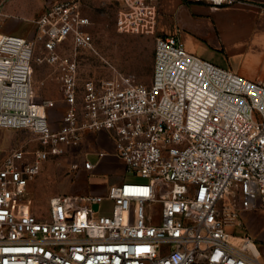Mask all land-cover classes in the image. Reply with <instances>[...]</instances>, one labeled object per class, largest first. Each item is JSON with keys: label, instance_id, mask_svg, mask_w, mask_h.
Segmentation results:
<instances>
[{"label": "built area", "instance_id": "1", "mask_svg": "<svg viewBox=\"0 0 264 264\" xmlns=\"http://www.w3.org/2000/svg\"><path fill=\"white\" fill-rule=\"evenodd\" d=\"M120 1L119 31L155 33L159 0ZM90 23L79 0H62L36 20L34 40L0 32V127L30 132L39 146L12 148L0 167V264H264L254 238L231 229L243 212L264 208V80L201 58L170 34L156 38L149 85L119 71L81 83ZM35 64L52 68L63 95L58 126L57 101L39 98ZM100 131L146 181L54 194L46 215L34 212L28 187L44 164Z\"/></svg>", "mask_w": 264, "mask_h": 264}, {"label": "rangeland", "instance_id": "2", "mask_svg": "<svg viewBox=\"0 0 264 264\" xmlns=\"http://www.w3.org/2000/svg\"><path fill=\"white\" fill-rule=\"evenodd\" d=\"M8 1L10 0L6 2ZM48 1L41 0L44 4ZM79 1L82 11L84 10L92 19V24L87 30L94 38V49H84L78 53L81 83L88 79H110L116 71H119L133 78L138 84L149 85L153 77L156 38L176 33L178 30L188 33L186 46L195 45L196 55L222 66L234 67L230 65V62L236 64V61L241 58L244 52L241 29L242 13L233 9L236 5L233 8L225 9L224 7L232 5L225 3L221 6L211 7L213 3L210 0L195 1L204 2L206 6L193 4V0H165L163 6L164 0H159L155 33L132 34L121 32L117 28V16L122 8L120 0ZM235 1L240 0H234V3H236ZM184 6H192V13L188 9L183 10ZM42 14L19 22L13 19L12 16L7 17L4 14L0 16V30L8 22L6 21L7 18H11L12 21L15 20L13 22L21 26L20 35L34 40L38 30L36 20ZM70 47L71 43L68 42L65 44L64 49L69 50ZM39 53L40 46L38 45L36 54ZM34 69V84L39 93V98L61 101L63 95L59 85L53 78L52 68L35 64ZM64 112L65 105L63 101L59 102L58 106L52 110L56 126L59 125L58 119L63 116ZM33 138L30 132L20 131L15 143L4 152L3 157L12 148L22 145L29 151L36 150L39 146ZM80 151V147L73 148L65 155L51 158L44 165L41 173L30 182L28 194L32 199L34 212L38 215L44 216L47 214L49 199L52 195L72 194L75 191L74 187L77 188L79 182L93 183L100 187L101 191L105 190L104 187L109 182L111 172L82 180L81 174H79L80 168L75 169L73 167L74 164L79 165ZM2 160L0 161V167ZM90 160L95 162L97 157L90 158ZM123 171L127 175V182L142 183L146 181L141 176H135L132 171L127 169ZM111 209L112 203L106 201L103 204L101 213L104 215L110 214ZM239 220L242 225L233 223L231 227L233 233L236 235L250 234L256 241L264 259V208L243 212Z\"/></svg>", "mask_w": 264, "mask_h": 264}, {"label": "crops", "instance_id": "3", "mask_svg": "<svg viewBox=\"0 0 264 264\" xmlns=\"http://www.w3.org/2000/svg\"><path fill=\"white\" fill-rule=\"evenodd\" d=\"M60 1L62 0H49L44 4L41 2V0H36V1L10 0L1 7V11L2 13L6 14L7 17L10 15L12 16L13 19H16V21L19 22V21H24L26 18H33L36 15L42 14L48 6H51ZM195 1L196 0H193L194 2L193 4H201L202 6H206L204 2L201 1L195 2ZM164 2L165 0L163 1V6L165 5ZM231 5L232 6H227L224 8L225 9L233 8V6L236 5L234 6L233 9L241 11L242 13L241 29H242V43H243L242 47L244 52L241 58L236 61V64L230 62V65L234 67L229 68L222 66L218 63L215 64L230 69L248 80L254 82H262L264 80V0H240ZM212 6H217V5L211 4V7ZM191 7L192 6H188V7L184 6L183 10L188 9L190 10V13H192ZM82 12L85 16H88V14L84 10ZM88 17L91 22L89 26H91L92 19L90 18V16ZM6 21L8 22H6L5 26L2 27L0 32L20 35L22 31L21 26L13 22L15 20L12 21L11 18H7ZM173 34L177 35L182 40H184L185 43H187L188 33H183L178 30V32ZM187 49L190 52L196 54L195 52L197 49L195 45L192 44L187 45ZM46 66L47 68L50 67L49 65ZM46 81L49 82L48 80ZM56 101H57V105H56L57 107L58 103L63 100L61 101L56 100ZM20 131H25V130L0 127V161L2 160V158L4 160L5 158V156L3 157L4 152H6L15 143L18 133ZM80 149L81 151L79 154L80 157L79 174H81V179L84 180V178L87 177H91V176L96 177L99 176L100 174L111 172L109 174L110 179L109 182L106 183V186L104 187L105 188L104 191H101L100 187L96 186L93 183L87 184V183L79 182L77 188L74 187L75 191L72 194H89V193L105 194L109 185L113 183H120L121 181L126 179L127 175L123 173L124 172L123 170L126 169V166L116 156L115 141L113 136L110 135L108 132L106 131L87 132ZM96 157L97 160L94 162L96 166L93 172L90 173L89 170L83 167V164L85 160H90V158H96Z\"/></svg>", "mask_w": 264, "mask_h": 264}]
</instances>
